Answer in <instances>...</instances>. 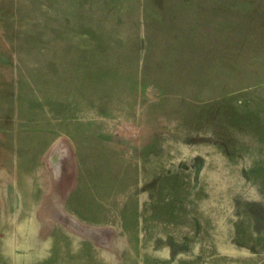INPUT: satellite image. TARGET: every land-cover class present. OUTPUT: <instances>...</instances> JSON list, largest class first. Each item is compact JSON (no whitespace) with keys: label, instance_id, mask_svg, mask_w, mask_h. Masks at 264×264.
Here are the masks:
<instances>
[{"label":"rangeland","instance_id":"obj_1","mask_svg":"<svg viewBox=\"0 0 264 264\" xmlns=\"http://www.w3.org/2000/svg\"><path fill=\"white\" fill-rule=\"evenodd\" d=\"M0 264H264V0H0Z\"/></svg>","mask_w":264,"mask_h":264},{"label":"bare ground","instance_id":"obj_2","mask_svg":"<svg viewBox=\"0 0 264 264\" xmlns=\"http://www.w3.org/2000/svg\"><path fill=\"white\" fill-rule=\"evenodd\" d=\"M47 216H51V215H53V214H59V211L57 212H52L51 210H48V209H44V211H43Z\"/></svg>","mask_w":264,"mask_h":264}]
</instances>
